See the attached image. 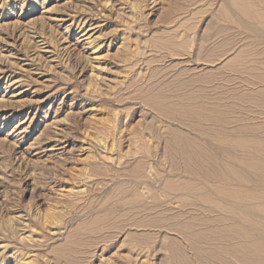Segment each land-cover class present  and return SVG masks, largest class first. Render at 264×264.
Segmentation results:
<instances>
[{
	"label": "rangeland",
	"instance_id": "1",
	"mask_svg": "<svg viewBox=\"0 0 264 264\" xmlns=\"http://www.w3.org/2000/svg\"><path fill=\"white\" fill-rule=\"evenodd\" d=\"M172 1L0 0V264H216L190 189L222 138L264 143V75L231 64L264 48L206 30L223 0Z\"/></svg>",
	"mask_w": 264,
	"mask_h": 264
},
{
	"label": "bare ground",
	"instance_id": "2",
	"mask_svg": "<svg viewBox=\"0 0 264 264\" xmlns=\"http://www.w3.org/2000/svg\"><path fill=\"white\" fill-rule=\"evenodd\" d=\"M156 2L153 1L151 3L152 8L158 5ZM178 2L180 1L174 0L171 2L172 12L181 9ZM221 21L232 24L241 34L247 35L248 37L245 38L244 42L248 43L252 49H257L260 46L264 48V0H223L222 7L211 13L207 24L205 23L206 30L210 31L212 25L216 24L215 22L218 24ZM88 23L87 20L81 18L76 22V28L80 30L82 33L81 37L84 38V41L89 46L93 40L89 41L90 35H88L89 32L86 30ZM92 49H94V46H92ZM258 55L259 57H257ZM244 56L243 51H239L231 61V64L239 65L242 71L264 75V49L258 54L256 53L253 58L249 57V61ZM97 68L99 67H95L93 70H98ZM253 80L250 83L251 86L258 85L259 91H264V78L258 79V81ZM246 141H230L228 138H222L221 144L215 149L217 162L221 168L217 185L215 187L196 186L190 189L195 196L203 201L202 203L210 204L211 212L216 215L215 222L205 218L204 227L202 226L205 232L203 237L205 249L203 250L205 251L206 260L211 262L215 259L216 264H257L264 261L262 255V250H264V244L262 243L264 241V143L262 141L251 143L254 146L252 147ZM240 149L244 150V154L241 157L237 156L236 151ZM179 157L182 156L179 155ZM186 161L187 163L192 162L191 160ZM186 174L191 179L195 176L192 171H187ZM207 213H209L208 210ZM27 222H29V217L22 215V213H15V216L9 221L15 231V235H17L16 237H18V241L23 240L21 237L23 234L21 233L26 231ZM138 256L139 254L134 259L137 263H149L146 260L141 261ZM157 262L158 264H172V261L166 257L160 258ZM15 264H18V262ZM150 264L155 263L152 261Z\"/></svg>",
	"mask_w": 264,
	"mask_h": 264
}]
</instances>
